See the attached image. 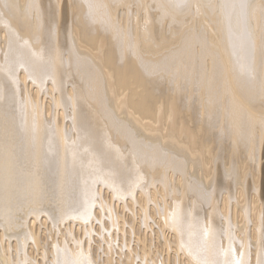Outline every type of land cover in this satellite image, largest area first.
<instances>
[{
	"label": "bare ground",
	"instance_id": "1",
	"mask_svg": "<svg viewBox=\"0 0 264 264\" xmlns=\"http://www.w3.org/2000/svg\"><path fill=\"white\" fill-rule=\"evenodd\" d=\"M0 264H264V0H0Z\"/></svg>",
	"mask_w": 264,
	"mask_h": 264
}]
</instances>
